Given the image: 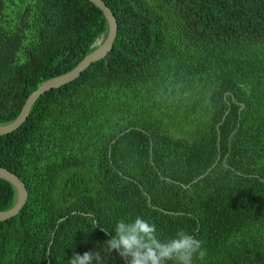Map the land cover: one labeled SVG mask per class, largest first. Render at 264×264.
I'll list each match as a JSON object with an SVG mask.
<instances>
[{
  "label": "trees",
  "instance_id": "obj_1",
  "mask_svg": "<svg viewBox=\"0 0 264 264\" xmlns=\"http://www.w3.org/2000/svg\"><path fill=\"white\" fill-rule=\"evenodd\" d=\"M103 1L105 57L0 134L26 189L0 220V264H67L137 216L200 239L193 264H264V0ZM106 28L89 0H0V123ZM14 196L0 178V209Z\"/></svg>",
  "mask_w": 264,
  "mask_h": 264
},
{
  "label": "clouds",
  "instance_id": "obj_2",
  "mask_svg": "<svg viewBox=\"0 0 264 264\" xmlns=\"http://www.w3.org/2000/svg\"><path fill=\"white\" fill-rule=\"evenodd\" d=\"M101 228L106 236L114 233L102 242L101 251L74 252L67 264H105L102 252L109 257L115 253L123 264H193L194 257L202 261L207 254L203 242L184 230L161 240L156 225L140 216L121 218L114 231Z\"/></svg>",
  "mask_w": 264,
  "mask_h": 264
},
{
  "label": "water",
  "instance_id": "obj_3",
  "mask_svg": "<svg viewBox=\"0 0 264 264\" xmlns=\"http://www.w3.org/2000/svg\"><path fill=\"white\" fill-rule=\"evenodd\" d=\"M89 1H91L101 10L106 20L107 28L103 38L98 39V41L94 43L95 46L90 51L85 53L70 69L40 81L39 84L27 94L18 113L11 120L0 123V134L17 128L27 116L32 102L45 90H48L52 87H57L65 82L70 81L71 79L75 78L82 70H84L92 61L105 57L115 36L116 21L113 13L105 5L103 0ZM0 178L8 181L13 186L15 191L13 203L5 209H0V220H3L7 217L13 216L24 203L26 198V189L22 180H20V178L15 173L2 166H0ZM62 218L63 217H59L57 221L61 220ZM49 244L47 246V250ZM47 264H49L48 259Z\"/></svg>",
  "mask_w": 264,
  "mask_h": 264
},
{
  "label": "rangeland",
  "instance_id": "obj_4",
  "mask_svg": "<svg viewBox=\"0 0 264 264\" xmlns=\"http://www.w3.org/2000/svg\"><path fill=\"white\" fill-rule=\"evenodd\" d=\"M101 38V36H98V38L95 40V43L98 41V39H100Z\"/></svg>",
  "mask_w": 264,
  "mask_h": 264
}]
</instances>
